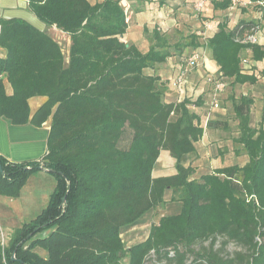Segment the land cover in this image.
<instances>
[{"label":"trees","instance_id":"trees-1","mask_svg":"<svg viewBox=\"0 0 264 264\" xmlns=\"http://www.w3.org/2000/svg\"><path fill=\"white\" fill-rule=\"evenodd\" d=\"M29 1L71 45L67 61L46 31L19 19L0 20V50L6 52L0 57V117L26 124L33 97L47 102L32 123L52 116L48 154L40 162L0 157V197L19 199L41 168L53 170L55 180L46 207L6 244L0 227V264H122L126 256L127 264H146L152 256L171 264H264V106L252 127L254 100L242 96L233 103L237 142L248 162L196 177V144L207 129L227 131L228 125L209 119L213 101L210 109L206 95L168 100L167 83L149 72L206 48L217 67L210 91L220 82L258 85L254 67L245 69L243 60L264 61V45L247 41L264 24V0H252L258 21L230 28L223 16L213 35L192 33L173 43L169 35L145 30L148 52L123 41L129 24L120 0ZM213 4L226 12L232 0ZM162 152L173 158L176 172L155 177ZM168 193L180 203L179 212L162 216L143 242L126 250L123 232L163 207ZM229 244L241 250L229 254Z\"/></svg>","mask_w":264,"mask_h":264},{"label":"crops","instance_id":"crops-1","mask_svg":"<svg viewBox=\"0 0 264 264\" xmlns=\"http://www.w3.org/2000/svg\"><path fill=\"white\" fill-rule=\"evenodd\" d=\"M90 4L95 5L103 2L104 0H87ZM123 7L126 8L127 23L129 28L125 34L123 41L128 44H133L138 47L143 52H148L151 43L149 39L145 36V30L150 33L153 31H158L161 34L169 35L173 41L174 38L180 36V39L187 37L189 34L196 33L200 36V33L205 32V36L213 35L217 31V25L223 18V16H228V14H235L241 10H248L254 14L253 19L243 18L241 20L258 21L261 18V13L255 12L254 8H240L234 12L230 10L226 12L217 11L214 9V2L222 0H209L210 12L203 16L202 18H196L194 5L197 0H120ZM19 19L27 22L37 30L43 32L46 31L55 41L60 45V41L65 42L63 45V53L68 61V50L71 45L70 37L64 32L58 30L55 26L48 28L34 13L29 0H0V20H14ZM236 23L230 24L229 27L233 28ZM209 25L208 27L206 25ZM206 26V27H205ZM258 39V44L264 45V24L261 30L256 35ZM172 41V42H173ZM180 41V40H178ZM177 41V42H178ZM184 41V40H183ZM173 43H176L173 42ZM6 52L0 50V57H5ZM180 60L178 57H173L168 59L169 61ZM165 63V64H166ZM215 73L217 72V67L215 63L210 61ZM162 64V65H165ZM161 66V65H159ZM159 66L154 71H149L150 74H156L163 76L159 73ZM254 67L253 73L256 74L259 79L258 85L250 86L245 85L242 88L246 92L243 93L244 97H251L256 103V96H261L260 100L262 105L260 107L261 114L264 106V61L253 62L249 64V68ZM205 71V70H204ZM200 76L202 78V73L194 72L193 75ZM208 86V85H207ZM257 88V90H255ZM198 93L195 98L201 95H206L209 97L208 91L211 90L210 87L206 85H198ZM5 92L6 95L11 97L14 94L13 88L10 83L5 82ZM170 100V99H168ZM176 100V99H174ZM173 101V100H170ZM47 102L46 97H33L28 100V106L30 110L29 122L26 124L15 123L12 119L5 116L0 117V157L4 158L10 163L15 164H28L33 162H40L48 154V140L51 131L52 116L48 118L45 122L40 125L32 123V120L36 113L42 108V106ZM256 105V104H255ZM253 109V108H252ZM212 109V114L215 110ZM212 114H209L210 120H220L227 122L223 117L212 118ZM211 115V116H210ZM235 116V114L233 113ZM253 115V110H252ZM238 125V122H237ZM224 132V129L211 130L207 129L203 139L196 144L198 154L200 156V150L198 146L205 144L215 147V141L213 137L220 132ZM224 141H222L223 143ZM221 147V145L219 146ZM216 149V147H215ZM162 155V154H161ZM217 155V154H215ZM212 156V155H211ZM161 157V156H160ZM248 162V157L246 156L245 162L240 164L244 166ZM231 166V165H229ZM194 167V165H193ZM42 173L49 175L44 171ZM166 176V175H160ZM159 177V176H158ZM10 200V199H9ZM13 201V200H12ZM4 202H0V204Z\"/></svg>","mask_w":264,"mask_h":264},{"label":"rangeland","instance_id":"rangeland-1","mask_svg":"<svg viewBox=\"0 0 264 264\" xmlns=\"http://www.w3.org/2000/svg\"><path fill=\"white\" fill-rule=\"evenodd\" d=\"M231 24L236 23L243 18L253 19L254 14L248 10H241L235 14H228ZM173 42H177L180 36L174 38ZM184 39V38H182ZM63 45L65 42L60 41ZM61 46L63 47V45ZM202 59L197 65L188 67L186 64L187 59L183 58L176 61H169L165 65L159 66V73L163 76L162 79L167 83V99L170 100H183V99H197L195 96L198 93V85H206V87H212L210 83L207 82V78L215 73L210 61L211 54L208 49L203 48L200 51ZM190 54V52L188 53ZM193 54H191L192 56ZM185 60V61H184ZM187 67L189 69H187ZM205 70V71H204ZM183 74H182V73ZM194 72H198L199 75L202 73V78L200 76L193 75ZM182 74V75H181ZM208 85V86H207ZM257 90V88L255 89ZM246 92L242 87H232L227 84L224 90L220 93H215L208 91V106L211 109V102L214 98L218 100V107L214 108V114L212 118H221L227 120V131H222L220 134H216L213 137L215 141L214 150L211 146L202 144L198 146L200 150V156L198 160L192 161V164L197 169L196 177L201 176V174L206 172H211L212 170L225 167L229 165H240L245 162L246 155L240 143L237 142L239 137L237 120L233 115V103L234 101H239ZM262 95L256 96V103L254 101L253 105V115L251 116L252 127H257L261 120V105L260 100ZM256 104V105H255ZM211 116V115H210ZM222 141H224L222 143ZM221 145V147H219ZM217 154V155H215ZM212 155V156H211ZM175 171V161L167 152H162V155L158 161L157 167L154 171V176L158 177L160 175H172ZM55 183L53 176L46 175L42 172L32 175L24 189L22 190L21 197L17 200H9L4 197H0V227L2 231V237L4 243L6 244L13 234L15 229L21 227L25 223H29L34 220L40 212L46 207L50 194L52 192V187ZM172 194L168 193L166 197V204L163 207L149 213L142 218L139 225L132 228L131 230L124 231L122 234V239L125 243L126 250L130 249L133 245L143 242L149 235L151 226L157 224L162 216L171 215L179 212L181 206L178 201H171ZM205 247L209 246V243L204 244ZM221 247V242L218 244V249ZM201 246H197L196 250H200ZM241 249L234 245L229 244L226 247V252L233 254L240 251ZM41 255H45L43 251H39ZM128 257L126 256L122 260V264H127ZM146 264H171L168 261H159L152 256V259Z\"/></svg>","mask_w":264,"mask_h":264},{"label":"built area","instance_id":"built-area-1","mask_svg":"<svg viewBox=\"0 0 264 264\" xmlns=\"http://www.w3.org/2000/svg\"><path fill=\"white\" fill-rule=\"evenodd\" d=\"M253 2L252 0H232V4L231 7L229 8V10L231 12L236 11L237 9L240 8H248V7H252ZM194 13L196 15V18L200 19L203 16L207 15L210 12V3L209 0H197L195 5H194ZM206 25V24H205ZM207 27L209 25H206ZM205 26V27H206ZM0 33H1V25H0ZM205 32L200 33V36H204ZM247 41L251 42V43H258V39L256 36H249L247 38ZM202 59L201 54L196 52L194 53L190 58L187 59V65L188 67H192L198 64V62ZM243 65L245 69H249V63L247 62V60H243ZM187 67V69H189ZM182 73V72H181ZM184 73V72H183ZM182 73V74H183ZM181 74V75H182ZM215 74V73H214ZM213 74V75H214ZM213 75H210L206 80L208 83L212 84L213 82ZM226 87L225 83H217L215 86V93H220L224 90V88ZM218 107V100L217 98L213 99V109Z\"/></svg>","mask_w":264,"mask_h":264},{"label":"water","instance_id":"water-1","mask_svg":"<svg viewBox=\"0 0 264 264\" xmlns=\"http://www.w3.org/2000/svg\"><path fill=\"white\" fill-rule=\"evenodd\" d=\"M41 170L44 171V172H46V173H54L53 170H47V169H43V168H41ZM0 172H1V173L3 172V171H2L1 164H0Z\"/></svg>","mask_w":264,"mask_h":264}]
</instances>
